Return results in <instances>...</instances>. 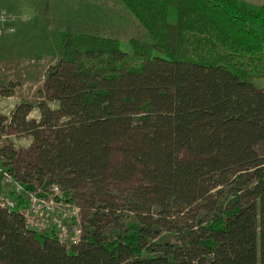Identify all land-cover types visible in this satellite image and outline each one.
<instances>
[{"label": "trees", "instance_id": "1", "mask_svg": "<svg viewBox=\"0 0 264 264\" xmlns=\"http://www.w3.org/2000/svg\"><path fill=\"white\" fill-rule=\"evenodd\" d=\"M120 1L147 42L132 39L127 53L118 39L68 29L50 96L17 105L10 124L0 115V139L9 126L52 133L37 170L87 211L84 235L67 248L41 234L21 201L0 209V264H264V4ZM131 133L127 170L112 174L139 170L142 182L120 200L110 145Z\"/></svg>", "mask_w": 264, "mask_h": 264}, {"label": "rangeland", "instance_id": "2", "mask_svg": "<svg viewBox=\"0 0 264 264\" xmlns=\"http://www.w3.org/2000/svg\"><path fill=\"white\" fill-rule=\"evenodd\" d=\"M4 1L9 5L0 7V16L9 19L6 26L14 29L12 34L0 36V115L9 119L7 124H10L12 112L20 103L37 105L43 97L50 96L45 91L47 74L57 64L61 36L66 30L118 39L127 53L132 51V39L142 42L148 40L147 32L120 0H49L47 3L42 0H22L18 7H14L10 0ZM3 5L4 2L0 6ZM1 91H12L14 95L5 97L1 95ZM49 105L52 108L58 107L52 101ZM30 118L40 119L37 108ZM135 137L131 133L113 139L110 145V176L114 170H127L130 162L127 151L131 149V142H135ZM52 140L51 132L21 134L9 126L5 136L0 139V153L8 149L6 154L13 159L10 160L7 156L4 158L1 154L3 162L21 180L26 179L35 187L47 186V181L55 179L45 174L46 172L41 174L37 168L39 159L42 161L50 151L47 142ZM44 143L46 151L40 148ZM139 174L138 170L127 180L121 181L112 174L110 180L115 184V187H110L113 188L112 193L120 200L130 198L135 189L141 186ZM74 198L77 200L75 196ZM68 204L74 207L68 227L79 225L83 228L87 211H83L74 201L72 203L69 200ZM66 246L70 248L71 245Z\"/></svg>", "mask_w": 264, "mask_h": 264}, {"label": "built area", "instance_id": "3", "mask_svg": "<svg viewBox=\"0 0 264 264\" xmlns=\"http://www.w3.org/2000/svg\"><path fill=\"white\" fill-rule=\"evenodd\" d=\"M5 16H0V36L12 34V26ZM21 201H26L27 208L20 210L28 226L41 234L55 232L64 245H77L84 235V229L75 225L68 227L74 207L61 186L53 183L50 186H36L29 189L3 162L0 153V209L13 213L20 208Z\"/></svg>", "mask_w": 264, "mask_h": 264}, {"label": "crops", "instance_id": "4", "mask_svg": "<svg viewBox=\"0 0 264 264\" xmlns=\"http://www.w3.org/2000/svg\"><path fill=\"white\" fill-rule=\"evenodd\" d=\"M2 1L4 2V5L3 6H0V7H4V6L9 5L4 0H2ZM6 1H8V0H6ZM10 1L12 2V4H13L14 7H18L19 6V2H22V0H10ZM241 1H244V2H246V3H248V4L252 5V6H256V7H260V6H262L264 4V0H241ZM3 2L0 3V5H2Z\"/></svg>", "mask_w": 264, "mask_h": 264}]
</instances>
